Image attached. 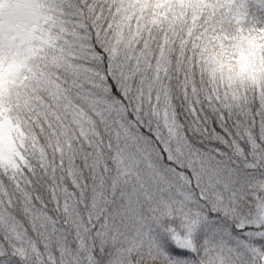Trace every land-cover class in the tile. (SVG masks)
Here are the masks:
<instances>
[{
    "label": "snow or ice",
    "instance_id": "6c2138e0",
    "mask_svg": "<svg viewBox=\"0 0 264 264\" xmlns=\"http://www.w3.org/2000/svg\"><path fill=\"white\" fill-rule=\"evenodd\" d=\"M0 264H264V0H0Z\"/></svg>",
    "mask_w": 264,
    "mask_h": 264
}]
</instances>
